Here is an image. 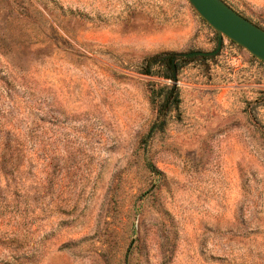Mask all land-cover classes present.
Listing matches in <instances>:
<instances>
[{
    "label": "rangeland",
    "instance_id": "1",
    "mask_svg": "<svg viewBox=\"0 0 264 264\" xmlns=\"http://www.w3.org/2000/svg\"><path fill=\"white\" fill-rule=\"evenodd\" d=\"M217 39L189 0H0V264H264V61L163 76Z\"/></svg>",
    "mask_w": 264,
    "mask_h": 264
},
{
    "label": "water",
    "instance_id": "2",
    "mask_svg": "<svg viewBox=\"0 0 264 264\" xmlns=\"http://www.w3.org/2000/svg\"><path fill=\"white\" fill-rule=\"evenodd\" d=\"M189 2L198 14L217 31V46L211 51L193 50L177 53L173 59L175 76L177 75L178 56L216 55L223 46L224 38L236 42L264 61V28L243 16L225 0H189Z\"/></svg>",
    "mask_w": 264,
    "mask_h": 264
},
{
    "label": "trees",
    "instance_id": "3",
    "mask_svg": "<svg viewBox=\"0 0 264 264\" xmlns=\"http://www.w3.org/2000/svg\"><path fill=\"white\" fill-rule=\"evenodd\" d=\"M197 56L198 55H196V56H188V57H184L182 59H187L188 60V59H191V58H195ZM157 57L158 56H153V57L148 59V61H149L148 67H146V70L143 73H145V74H153L152 67H153V64L156 62ZM205 57L209 58L211 56H205ZM174 58H175V54L174 53L165 54V56L163 58L164 59V65H165V72H164L163 76L165 78L172 79V80H176L177 79V77L174 74V68H173V59ZM176 64L179 66L178 59L176 60ZM162 90H163V97H164V105L165 106H169V109L173 106V104H177V106H178V104L180 102V98H179V94H178V87H176L175 85L165 84L162 87ZM155 94H156V89L152 88L151 95L152 96L154 95L153 99H155ZM165 125H166V119H163L160 122L155 123L152 130L164 129Z\"/></svg>",
    "mask_w": 264,
    "mask_h": 264
}]
</instances>
